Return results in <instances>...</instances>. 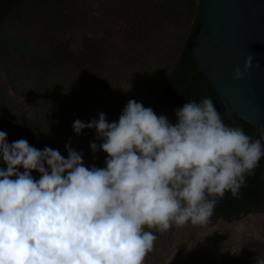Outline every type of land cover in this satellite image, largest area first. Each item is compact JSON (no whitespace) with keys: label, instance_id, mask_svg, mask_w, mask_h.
I'll list each match as a JSON object with an SVG mask.
<instances>
[{"label":"clouds","instance_id":"1","mask_svg":"<svg viewBox=\"0 0 264 264\" xmlns=\"http://www.w3.org/2000/svg\"><path fill=\"white\" fill-rule=\"evenodd\" d=\"M175 117L130 99L118 122L103 112L74 121L76 135L95 129L102 142L90 148L107 154L104 168L85 166L70 143L65 158L0 131V264H144L157 239L151 229L204 225L226 194L240 199L264 158V129L254 140L226 125L211 97L189 100Z\"/></svg>","mask_w":264,"mask_h":264},{"label":"rangeland","instance_id":"2","mask_svg":"<svg viewBox=\"0 0 264 264\" xmlns=\"http://www.w3.org/2000/svg\"><path fill=\"white\" fill-rule=\"evenodd\" d=\"M50 1L23 0L0 25V131L9 136L18 124L31 132L32 143L59 141L63 147L85 140L87 166L104 168L107 154H94L88 144L94 129L76 135L74 121L89 122L103 112L108 122H118L130 99L143 106L154 99L196 12L182 0H160L164 8L155 15L161 23L147 25L156 33L143 51L124 35L118 0ZM91 46L101 53L96 69L87 65L95 58L86 52ZM175 110L156 114L175 123ZM163 237L170 245L155 264H256L264 256V208L231 222L173 226Z\"/></svg>","mask_w":264,"mask_h":264},{"label":"trees","instance_id":"3","mask_svg":"<svg viewBox=\"0 0 264 264\" xmlns=\"http://www.w3.org/2000/svg\"><path fill=\"white\" fill-rule=\"evenodd\" d=\"M22 1L23 0H0V25L7 14H9ZM69 1L70 0H51L50 2L55 6H66V3ZM118 1L120 2L118 8L119 13L121 17H126L124 32L126 39L131 45H135L136 47L141 46L142 49H144L143 51H146L147 49L145 48L147 47V42L150 41V35L152 37L153 34L156 33L154 32V30H156L155 28L148 31L147 27L158 26L159 23H161L157 21V15L155 14L160 13L162 10L161 8H164V5L160 3V0ZM181 5L184 6L185 9H191L194 6V12H196L197 0H182ZM144 11H147V13L145 12V14ZM191 29L192 25H190L188 35L184 39L178 55L173 61L172 69L169 73L167 82L158 91L156 97L149 101L148 104H144V107H151L156 113L163 110L179 109L191 99L199 102L204 97H211L223 119V122L228 126L236 127L232 120L225 116V108L214 88L204 75L197 71V65L192 56L190 47ZM160 30L162 29L160 28ZM86 52L90 53L89 56L95 57V55H98L97 57H99L101 55L100 50L98 48L96 49L94 46L88 47ZM96 59V57L93 60L89 58L87 60V65L92 67V69H96ZM76 62L78 63V60H76ZM0 105L2 106L1 90ZM5 115L10 117L8 114ZM238 121L245 134L252 137L254 140L260 137L261 129L254 127L239 118ZM17 125L18 124L15 125L16 127L12 130V133L7 136L9 143L24 139L28 141L30 146L40 150H43L46 146L59 150V152L67 158L66 147L60 145L61 143L59 141L44 144L41 142L32 143V141H30L32 138L31 132L29 133L27 129L23 128L20 130V127ZM18 134H20V136H18ZM95 136L96 132L91 141H89V145L91 142H96L97 144L102 142L95 139ZM19 137L21 138L19 139ZM69 143L70 142H68V144ZM262 143H264V141H262ZM85 144L86 141L79 138L70 143L74 150L82 153L83 145ZM83 161L85 166H87L84 153ZM0 167L6 168V165L0 163ZM32 175L34 178L39 179V173L33 172ZM247 183L248 187L242 189V197L240 199L232 198L230 194H226V196L217 205L215 213L211 219H222L226 222H231L251 212L262 211L264 208V158L261 159L260 166L255 169V174L247 178ZM151 231H153V233L157 236V239L155 241L153 251L146 256L144 264H155V262L160 260L161 255L166 252L167 247L170 245L169 241L166 242V238L163 237L164 233L160 234V232L155 229H151Z\"/></svg>","mask_w":264,"mask_h":264},{"label":"water","instance_id":"4","mask_svg":"<svg viewBox=\"0 0 264 264\" xmlns=\"http://www.w3.org/2000/svg\"><path fill=\"white\" fill-rule=\"evenodd\" d=\"M190 47L225 116L243 132L238 118L264 129V0H197ZM249 54L254 57L249 75L234 80V70H243Z\"/></svg>","mask_w":264,"mask_h":264}]
</instances>
